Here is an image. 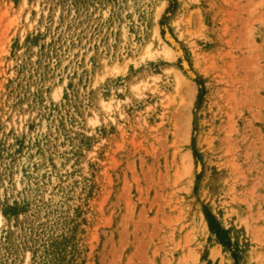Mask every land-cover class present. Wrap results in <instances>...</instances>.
<instances>
[{
  "label": "rangeland",
  "instance_id": "1",
  "mask_svg": "<svg viewBox=\"0 0 264 264\" xmlns=\"http://www.w3.org/2000/svg\"><path fill=\"white\" fill-rule=\"evenodd\" d=\"M0 264H264V0H0Z\"/></svg>",
  "mask_w": 264,
  "mask_h": 264
},
{
  "label": "bare ground",
  "instance_id": "2",
  "mask_svg": "<svg viewBox=\"0 0 264 264\" xmlns=\"http://www.w3.org/2000/svg\"><path fill=\"white\" fill-rule=\"evenodd\" d=\"M157 33V32H156ZM159 36V35H158ZM172 39V38H171ZM162 40V39H161ZM170 40V39H169ZM161 42V41H160ZM170 42V41H169ZM173 42V41H172ZM164 43V42H163ZM160 45V44H159ZM158 45V46H159ZM149 47H150V43L147 45V47H146V49H147V52L149 51ZM160 48V47H159ZM163 50H164V53L166 52L167 54L166 55H168V53L171 51V47L169 48L168 46H166V44L164 43L163 44ZM162 50V51H163ZM174 51V50H173ZM180 51V50H179ZM150 53V52H149ZM171 53H172V51H171ZM175 53V52H174ZM149 55V54H148ZM147 55V56H148ZM151 55V54H150ZM153 55V54H152ZM165 55V54H164ZM168 56H170L171 57V54H169ZM168 58V57H167ZM170 59V58H169ZM186 67V66H185ZM190 72V71H189ZM145 83V82H144ZM137 84H139V83H137ZM135 86H137V85H135ZM136 88V87H135ZM57 95V94H56ZM101 99V98H100ZM117 100V99H116ZM111 101H112V99H111ZM114 101V100H113ZM102 105H103V107H104V109H105V111L107 112L108 111V113H109V111H111V108H110V106H111V104H110V101L109 102H106L104 99H102ZM116 103V102H115ZM118 103V102H117ZM121 103V102H120ZM121 106V105H120ZM119 106V107H120ZM116 107V106H115ZM115 111V110H114ZM93 112V111H92ZM100 112H101V110H100ZM116 112V111H115ZM122 112V111H121ZM98 112H94V117L93 118H95V120H97L96 118H97V116H98ZM120 114V113H119ZM123 114V113H122ZM121 115V114H120ZM111 116V115H110ZM94 120V119H93ZM189 160V159H188ZM189 162V161H188ZM187 162V163H188ZM189 165H191V161L188 163ZM28 258V257H27ZM25 263V262H24Z\"/></svg>",
  "mask_w": 264,
  "mask_h": 264
},
{
  "label": "trees",
  "instance_id": "3",
  "mask_svg": "<svg viewBox=\"0 0 264 264\" xmlns=\"http://www.w3.org/2000/svg\"><path fill=\"white\" fill-rule=\"evenodd\" d=\"M207 218L209 222V227L213 232H218L219 230H221L220 227L216 223H214V219L210 214L207 215Z\"/></svg>",
  "mask_w": 264,
  "mask_h": 264
}]
</instances>
